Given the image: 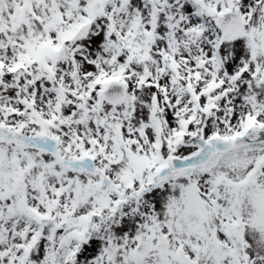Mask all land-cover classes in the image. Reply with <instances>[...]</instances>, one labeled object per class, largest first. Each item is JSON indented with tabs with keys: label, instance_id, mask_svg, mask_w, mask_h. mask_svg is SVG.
I'll return each mask as SVG.
<instances>
[{
	"label": "rangeland",
	"instance_id": "374dc122",
	"mask_svg": "<svg viewBox=\"0 0 264 264\" xmlns=\"http://www.w3.org/2000/svg\"><path fill=\"white\" fill-rule=\"evenodd\" d=\"M21 1L0 0V58L5 62L12 59L14 52L20 49L23 41L27 39L33 41L40 37L51 41L48 46V60L53 59L55 32L61 29L69 32L79 19H86L88 16L91 19V28L88 34L75 42L65 40L63 56L54 60V67L51 69L43 67L41 72L34 67L32 72L35 73L33 75L35 80L32 83H28L30 81L26 80L27 75L22 71H18L15 76L12 74L6 78L4 75L0 78V121L17 122L24 117L34 119V110L31 112L29 107L39 108L41 112L37 113L48 115L52 112L49 107L53 101L52 93L60 94L63 100L60 107L61 122H52L48 126L49 130L54 132L57 130L56 133L61 137L65 151L72 150L69 154L66 153L70 155L69 157L81 153V150L92 151L91 147L94 146V151L99 153L96 161L109 168L114 175L117 172L113 169L128 168L132 160H135L134 156H139V150H150L154 140L153 132H161L163 136L167 134L169 136V139L165 137L161 145V154L156 162L158 164L168 162L170 157L197 155L203 148V138L209 136L210 132L220 131L228 137L230 129L223 128L229 127L230 124H233L234 129L240 126L242 113L248 108V103L240 97L241 92L236 89L226 92L227 84L220 79L215 78L213 82H209V77H214L210 63V60L215 61L212 41L218 38L219 34L214 18L216 12L230 1L203 0L200 2L203 5L202 21L197 20L199 6L195 0H164L163 4L153 0L150 2L149 0H102V2L100 0H47L37 5L35 0H25L23 3ZM233 4L245 18L247 35L221 43L218 52L224 56L223 63L229 70L250 63L249 51H252L254 57L258 59L262 57L264 51V32L262 25L259 24L263 22L264 0H238ZM248 8H251L250 13ZM37 12L38 16L41 15V19L37 18ZM134 22H136L135 27ZM252 44L255 48H252ZM172 55L181 57L182 66L187 67L189 71L172 78L173 73H167L164 70L175 65L174 60L170 62L169 56ZM130 59H138L140 64H131ZM113 63L122 64L125 69L127 68L124 76L130 84L134 83L126 99L117 105L106 103L101 98V87H99V84L104 81L102 76L108 73L113 74V65H111ZM147 73L155 82L142 80ZM143 82L155 84V86H145ZM136 83L139 84L136 85ZM208 85L213 88L211 95L205 100L200 99L198 91L209 90ZM187 86L188 90H186ZM88 87L90 100L77 99V94L82 96ZM190 93L196 96L197 102L201 104L200 106L197 104V109L193 108L191 99L188 97ZM31 94H34L36 104L26 108L23 114L15 112L16 115H13L14 112L11 111H17L20 108L18 99H26ZM156 96L160 101L156 98L157 110L154 115H151L147 110V99H155ZM210 96L218 104L217 108L209 107ZM131 103L135 104L134 111L130 109ZM201 108L206 110L203 112ZM187 116H192V119L189 123L186 122L185 134L179 136L177 133L181 132V125ZM33 127L34 130L40 128L39 125H33ZM179 127L181 128L178 130ZM178 139L182 141L179 142ZM263 147L264 145L259 147V145L237 143L233 148L234 152L244 150V153L237 156L232 151V153L225 151L232 150L228 147L219 149V154L216 152L207 154L203 167H211L210 170L217 174L221 172L220 164L226 163L225 166H221L222 173L227 174L226 179L230 182L232 178L235 179L242 173L251 158ZM12 150L11 146L0 144V151L3 154L6 153L0 168V236L7 251L0 254V264H27V262L30 264H124L123 261L126 262V260L129 261L128 264H142L146 260L133 262L132 258L127 256V254L134 255L132 251L130 252V246L136 237L150 239L153 237V232L170 225L178 236L172 240L174 243L175 239L184 238V233L181 237L178 234V229L181 231L187 225L183 220L190 218L188 220L190 223L204 225L205 216L209 219V213L203 211V203L207 201L210 207L212 203L214 205L219 203L218 199H213L212 194L205 196L200 192L195 181L187 182L182 191L168 187L164 191L173 193L174 199L177 200L175 209L179 210L180 214L176 210L169 209V203H165L166 201L152 202V206L145 204L142 216L126 214L130 222L124 224L123 231L117 228L120 224L112 221L108 229L99 235L97 233L91 235L97 237V239L92 238L91 246L85 245L73 257L74 244L71 245L67 241V236L73 233V229L70 230V227L66 229V227L70 223L68 218H73L75 213L70 214L64 206L73 198L71 189L76 192L77 185L73 184L72 188L65 189L67 195L61 194V199L64 200L63 207L67 212L61 215L64 218L63 227L55 226L53 231H51L52 228L42 229L43 236L34 249L15 251L13 244L20 238L21 224L17 217H9L8 209L13 210L17 203L22 204L24 200L31 201L35 205L42 203L43 200L40 201L37 193L39 185L29 184L28 178L24 177L27 171L19 176L21 173L19 164H23V159H18V163L11 164V160L15 161L13 157H10ZM164 150L167 156L162 154ZM129 151V156L125 158ZM36 153H29V158L36 157ZM13 154L14 158L19 156L16 153ZM155 156H157L156 151ZM243 157H246L245 161L242 160ZM147 158L151 160L152 156ZM146 166L144 165L143 168ZM260 168L255 169L253 176L258 178V181L264 182V175L261 174ZM143 171L145 172V169ZM221 181L224 182L222 178ZM79 186L81 191L76 200L79 206L77 211L92 205L88 200L91 194L87 185L80 183ZM206 186L208 182L203 184V188L205 189ZM119 187L120 185H115L108 187L105 191L108 190L110 195H114ZM11 191L14 192L15 197ZM219 194L220 201L227 198L226 207L236 209L246 224H257L256 210L262 201L257 188L251 187L247 192L244 189L223 185ZM167 195L168 193H163L161 198ZM106 198L110 200L109 195H106ZM132 204L133 202L129 200L124 207L122 206L124 213L135 212L131 210ZM164 209L168 210L172 220L180 219L181 215L186 219L169 222L164 218L168 215L166 211H163ZM82 216L84 220L89 218L86 211ZM132 216L140 220L135 219V221ZM56 217L57 214L53 217V223L56 222ZM226 218L231 219V212L226 214ZM81 219L79 217L80 221ZM93 221L97 222V220ZM53 223L52 226H54ZM77 227L75 224L74 229ZM132 227L140 229V234L128 231ZM32 231L35 233V228L32 227ZM214 231L212 228V236ZM100 235L103 237L98 239ZM180 243L181 240L177 241L175 246ZM220 246L227 248L225 244ZM99 250L105 251L102 262L95 255ZM120 254L124 257L123 260ZM172 258L177 264L178 261L180 263L177 252H174ZM152 261V257L148 259V262ZM168 261L166 259L164 264ZM194 264H201V262L196 259ZM252 264H264V259L259 257L252 261Z\"/></svg>",
	"mask_w": 264,
	"mask_h": 264
}]
</instances>
